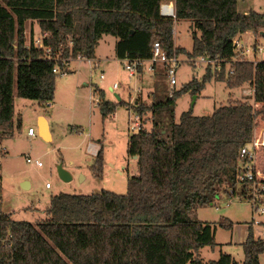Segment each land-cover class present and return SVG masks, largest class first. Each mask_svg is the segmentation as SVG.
I'll return each mask as SVG.
<instances>
[{
    "label": "trees",
    "instance_id": "1",
    "mask_svg": "<svg viewBox=\"0 0 264 264\" xmlns=\"http://www.w3.org/2000/svg\"><path fill=\"white\" fill-rule=\"evenodd\" d=\"M163 1L170 0H0V131L6 138L14 127L15 88L19 97L50 103L60 75L54 68L69 73L63 59L95 58L103 35L118 39L120 60L150 59L159 42L169 55L176 49L222 65L215 71L208 66L202 79L193 77L170 94L168 68L156 64L158 79L148 104L112 101L97 87L104 118L118 105H128L142 119L151 113L152 127L142 123L128 141L139 172L128 178L125 194L52 195L47 218L37 224L14 219L1 201L0 264H261L264 239L255 237L252 225L243 243V262L228 253L208 261L196 256L201 247L215 245V226L192 219L190 212L212 204L222 188L235 190L240 150L252 139L257 118L264 117V60L246 59L234 46V39L248 31L264 36V12L241 13L238 0H174V18L161 15ZM28 20L38 22L42 35L47 33L42 46L35 45L33 36L27 43ZM180 20H190L196 28L191 51L175 46L174 26ZM213 79L230 89L253 86L261 108L236 100L209 115L184 111L177 121L178 98L200 93ZM104 163L101 147L92 167L96 176H103ZM225 225L232 227L231 222ZM9 234L12 238L3 241Z\"/></svg>",
    "mask_w": 264,
    "mask_h": 264
},
{
    "label": "rangeland",
    "instance_id": "2",
    "mask_svg": "<svg viewBox=\"0 0 264 264\" xmlns=\"http://www.w3.org/2000/svg\"><path fill=\"white\" fill-rule=\"evenodd\" d=\"M237 9L241 13L252 10L264 12V0H238ZM174 27L175 45L191 50L193 32L196 31L193 23L180 20L176 21ZM41 35L37 21H26L27 43L32 36L36 39ZM256 36L258 42L264 44V36ZM117 40L112 35H103L96 49L95 58L101 59L97 66L93 61L72 60V72L57 76L55 98L50 103L19 97L15 88L14 127L12 134L5 139L8 153L0 166L3 210L14 219L27 220L33 224L46 219L51 196L60 192L91 194L110 190L125 194L128 178L139 172L138 158L128 153L129 137L136 132V112L128 105H118L115 113L104 118L98 105L100 97L95 89L105 87L107 97L112 101L117 100L115 93H118L130 106L137 99L145 104L151 103L150 93L154 90L158 79L156 70L160 67L154 66L151 70L152 64L148 63L143 65L137 77L129 76L116 57ZM242 41L250 48L255 43L249 36ZM178 55L181 65L177 68L176 89L182 88L193 77L202 79L207 68L204 63L197 64V57ZM254 55L255 52L251 51V60H264V53H256V57ZM115 82L120 85L113 92L108 85L113 86ZM166 84L171 92L168 78ZM254 93L255 88L248 84L230 89L225 82L213 79L200 93L185 92L178 98L176 120L180 119L184 111L193 109L196 115H209L218 106L236 100L248 101L257 109L261 108L262 105L255 102ZM40 113L49 117L53 132L51 141L45 140L38 132L37 118ZM142 123L146 128L152 127L151 113L145 115ZM30 126L36 130L34 138L27 135ZM262 129L264 117H258L254 134H259ZM93 143L100 144L97 149L103 147L104 150L102 177L96 176L92 169L99 150L96 152ZM27 157L40 160L42 165L27 162ZM257 165L264 172V147L258 151ZM60 166L73 176L71 181L61 179ZM47 183L51 185L50 188H47ZM242 189L239 183L236 184L235 194H231V190L225 192L222 188L216 193L212 204L198 206L190 212L192 219L210 222L215 226V245H206L196 251V256L204 261L217 260L222 253H228L238 262H243V243L249 235L250 225L257 238H264V213L260 214L252 202L241 196ZM230 222L232 227L225 225ZM259 259L264 264V252Z\"/></svg>",
    "mask_w": 264,
    "mask_h": 264
},
{
    "label": "built area",
    "instance_id": "3",
    "mask_svg": "<svg viewBox=\"0 0 264 264\" xmlns=\"http://www.w3.org/2000/svg\"><path fill=\"white\" fill-rule=\"evenodd\" d=\"M160 13L163 16H171L176 17V4L174 0L170 1H163L160 5ZM47 33L41 35L40 38H36L34 40L35 45L42 46L43 44V37L46 36ZM234 46L235 50L237 52H240V55L248 59V55L251 51H254L256 53H264V44L257 43L253 46V48L246 47L242 42L239 40V37L234 39ZM51 48H48V57L51 58ZM153 56L150 59H124L121 60V63L124 65L126 70L129 73V76H136L139 74V69L143 68V65L146 64H152L150 66V69L154 68V66L158 63H164L166 64L168 68V83L171 86V92L173 93V90L176 88V84L178 83L177 79V68L181 65V60L179 58V55L174 49L173 53L169 55L167 52L163 51L162 46L159 42H155L152 48ZM59 57H56V59ZM78 59H84L88 60L97 66V61L93 59L83 58L80 57ZM65 64L70 67L71 62L69 59H63ZM197 64L204 63L206 67L211 66L214 69H220L221 68V62L217 59L210 58L208 56L202 55L197 57L196 60ZM256 62V61H255ZM54 71L59 74H66L68 73L67 70H61L60 67L56 66L54 68ZM104 74H102V78H104ZM119 83L115 82L113 84V91L117 90L119 88ZM140 90V89H139ZM142 117L136 113L135 121H134V128L136 131L140 130L142 127ZM4 134L3 131H0V166L2 165V161L5 158L6 154L8 153V148L5 145V136H2ZM5 135V134H4ZM27 135L29 138H34L36 136V130L33 126H30L27 130ZM264 147V129L261 130V132L258 134H253L252 139L245 144L241 150H240V167L239 171L236 176L237 183L241 184L243 186V189L241 190V196L243 198H246L250 202L253 203L255 209L260 213H264V207L262 206L264 204V179L261 176V173H259L257 169V156L258 151L260 148ZM27 162H35L37 165H42V162L40 160H33L31 157L26 158ZM51 185L47 183V188H50ZM231 193H236L235 190L231 189ZM3 201V191L0 189V202ZM261 205V206H260ZM12 238V235L9 234L6 239H2L3 241ZM1 239V238H0Z\"/></svg>",
    "mask_w": 264,
    "mask_h": 264
},
{
    "label": "crops",
    "instance_id": "4",
    "mask_svg": "<svg viewBox=\"0 0 264 264\" xmlns=\"http://www.w3.org/2000/svg\"><path fill=\"white\" fill-rule=\"evenodd\" d=\"M33 23V22H32ZM31 23V24H32ZM176 31H175V27H174V33H175ZM199 35H200V33H199ZM246 36H249L252 40H255V43L254 44H251L252 46H254L255 44H257V43H259L258 42V38H257V36H256V34L255 33H253L252 31H248V32H246V33H244V34H242L240 37H239V40L240 41H242V39L244 40V38L246 37ZM175 39V38H174ZM243 42V41H242ZM176 44V43H175ZM245 45V44H244ZM175 46H177V45H175ZM246 47H247V45H245ZM188 51H191V50H188ZM255 57H256V54L254 55ZM248 57V59L249 60H251V58H250V56L248 55L247 56ZM75 61H82V60H84V59H74ZM94 60H96L97 61V64L98 63H100L101 62V59H98L97 57L96 58H94ZM119 61L121 62V60L119 59ZM253 61V60H252ZM254 61H258V60H254ZM71 65V64H70ZM70 69H71V67H70ZM211 82V81H210ZM108 87H109V89L111 90V91H113V87H112V85L111 84H109L108 85ZM102 89H106L105 87L104 88H102ZM115 91V90H114ZM113 91V92H114ZM105 93H106V98L107 99H109L108 97H107V92H106V90H105ZM199 97V96H198ZM110 100V99H109ZM197 102V100H195V103ZM42 118H44L45 119V121H46V123H47V125H48V130H49V136H50V141L51 140H53V132H52V129H51V125H50V121H49V117L47 116V115H45V114H38V118H37V123H38V132H39V134H40V124H41V119ZM263 130V129H262ZM92 146H94V148H96V152H97V150L99 149H97V147H99L100 146V144H95V143H93L92 144ZM257 169H258V171H259V173H261V176L264 178V172H263V170L261 169V168H259L258 167V165H257ZM235 192H236V190H235ZM231 194H234V193H231ZM230 194V195H231ZM256 237V236H255ZM261 238H263V237H261ZM264 239V238H263Z\"/></svg>",
    "mask_w": 264,
    "mask_h": 264
},
{
    "label": "water",
    "instance_id": "5",
    "mask_svg": "<svg viewBox=\"0 0 264 264\" xmlns=\"http://www.w3.org/2000/svg\"><path fill=\"white\" fill-rule=\"evenodd\" d=\"M115 96L117 98V101L121 99L118 93H115ZM40 135L45 139V140H50L49 136V130H48V125L45 121L44 118L41 119V124H40ZM134 158H137V156H134ZM59 175L61 179L65 182H69L72 180L73 176L65 169H63L61 166L59 168ZM26 187V184L23 185Z\"/></svg>",
    "mask_w": 264,
    "mask_h": 264
}]
</instances>
